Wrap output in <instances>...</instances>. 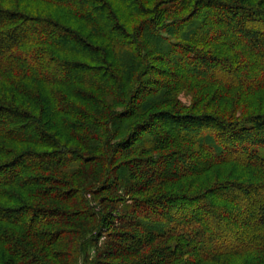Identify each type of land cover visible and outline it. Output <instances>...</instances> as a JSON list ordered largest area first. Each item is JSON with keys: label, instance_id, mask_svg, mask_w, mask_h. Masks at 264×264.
Instances as JSON below:
<instances>
[{"label": "trees", "instance_id": "trees-1", "mask_svg": "<svg viewBox=\"0 0 264 264\" xmlns=\"http://www.w3.org/2000/svg\"><path fill=\"white\" fill-rule=\"evenodd\" d=\"M39 1L0 0V264H264V0Z\"/></svg>", "mask_w": 264, "mask_h": 264}, {"label": "rangeland", "instance_id": "rangeland-1", "mask_svg": "<svg viewBox=\"0 0 264 264\" xmlns=\"http://www.w3.org/2000/svg\"><path fill=\"white\" fill-rule=\"evenodd\" d=\"M25 1V3L27 4V5H29V7L31 8V7H35V8H39V6H43V5H45L44 3H42V2H40L39 0H24ZM48 6V8H54L55 10H58V8L57 7H55V6H52V5H47ZM59 11V10H58ZM73 22L74 23H76V24H78L79 23V21L78 20H73ZM181 99H182V101L184 102V103H186L187 105H190L191 103H192V100H191V96L190 95H188V94H183L182 93V95H181V97H180ZM260 150V152L264 155V149L263 148H260L259 149Z\"/></svg>", "mask_w": 264, "mask_h": 264}]
</instances>
